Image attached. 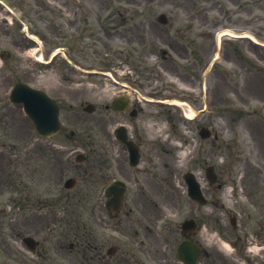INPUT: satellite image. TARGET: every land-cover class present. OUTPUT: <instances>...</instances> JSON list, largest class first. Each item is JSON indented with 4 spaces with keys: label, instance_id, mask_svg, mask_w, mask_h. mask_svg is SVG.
Instances as JSON below:
<instances>
[{
    "label": "rangeland",
    "instance_id": "374dc122",
    "mask_svg": "<svg viewBox=\"0 0 264 264\" xmlns=\"http://www.w3.org/2000/svg\"><path fill=\"white\" fill-rule=\"evenodd\" d=\"M14 1L18 4L17 11L24 13V15L22 14L24 19L25 16L34 19L37 35L41 37H75L70 32H67L65 25L62 27L60 33L58 31L53 33L57 25L54 27L50 26L46 16L47 10L45 8L42 9V7L38 8L36 13L39 17L32 12L34 0ZM87 1L97 6L104 7L106 5V3L99 4L101 0ZM122 2L129 5L125 1ZM154 2L152 6L156 4V7L150 6L149 12L145 16L147 19L149 18L145 22L149 26V29L145 26L148 30L145 36H142V32L139 34L135 31H128L133 24L130 25L120 15L117 17V24L115 25L118 28L112 31L103 30L98 37H181L177 29L180 25H183L185 19L195 18L196 22H201L203 21L201 19L205 18L203 14H199V10L197 9L187 11L179 6L173 8L169 5L158 7V1L155 0ZM92 7V5H87L86 8L89 11L84 9L80 12L82 18L86 14L89 15V21L84 23L87 28H93L94 23L99 25V20L97 19L99 15H96ZM128 7L129 9H133L131 5ZM5 11L1 5L0 50H3L4 46L5 49H10V43L13 40L15 46H18V43H22L21 41L26 42L27 40L24 39V31L22 32L20 24L16 23L14 26H10L4 21L3 15H6ZM159 13H164L168 16V23L160 25L157 22V15ZM129 14L131 15L132 13L129 12ZM105 19V16H103V21H106ZM200 26L196 27V35L193 37H211L206 32L207 27L204 26L199 29ZM200 31H202V34ZM85 37H94V32ZM246 44L251 48L252 52L247 51L244 67L239 74L223 75L218 73L215 67L210 75L209 85L211 87L212 113L201 115L193 122L187 121L186 124H183L180 118V121L176 124L177 128L173 129L174 131L177 129V134L175 135L181 139L183 138V132L188 131L197 147L195 151L193 150L194 153L192 151L191 156L183 164L180 162V152L176 149L177 147H174L173 155L176 157H168L171 165L168 167L161 166L166 177L164 198L147 200L148 203L141 201L138 205L141 212H146L148 215L158 214L160 218L162 217V227L171 229L169 231L172 233L188 217H194L202 223L203 228L199 232L198 238L206 246L210 256L202 259L200 264H264V198L257 199L256 202L247 199V192H250L251 188L254 189L257 183V173L252 168L264 169L261 167L264 166V47L255 46L248 41H246ZM105 46L107 47V45L99 43V49H102L104 52L108 51L104 49L106 48ZM17 48L21 52L26 49L24 47ZM112 56L113 54L109 50L104 55L97 52L92 58L96 62H98L97 60L102 62L105 59L109 60ZM20 57L22 60L13 55L12 60L4 62V67L0 61V132H5L8 138L7 142L14 143L16 138L21 137L22 141H27L29 144L32 142L31 139H28L29 134L35 132L33 123L25 114L22 105L13 104L8 99L10 90L16 81L21 80L35 87L46 89L55 96H60L64 132L72 130L80 132L93 147H107L108 144L110 147L111 136L109 129L111 128V123L109 117L103 111L104 107H100L94 113H88L83 110L87 101L107 102L110 91L106 90V87L110 83V79L102 75L87 76L75 74L73 76L74 74L70 70L59 73V71L51 68L40 70L39 75H34L32 73L33 62L31 58L24 54ZM240 65L242 66V64ZM22 69L24 70L21 72ZM66 78H69L71 83ZM226 96L227 98L231 97L241 107L239 105L236 106V103L235 105L226 106ZM157 108L159 109V107H147L148 111L154 114H156ZM148 111L146 113H149ZM175 112L179 114L178 109ZM179 116L182 117L180 114ZM201 122L210 123L220 133L219 139L213 140L212 143L204 141L200 137L197 139L196 134L198 132L195 131ZM155 126L151 132L148 130L147 134L150 135L151 133L152 135L161 136L162 139L159 145H163L164 148V143L166 145V143L168 144V142L172 141L169 139L166 142L167 134H164V132L167 121L161 123V128L164 127L162 130H157ZM60 137L64 136L61 135ZM173 141H175L174 137ZM176 142L178 143L177 145L180 144L179 141ZM29 146L31 147L30 144ZM154 152L158 153L157 151ZM23 153L25 155L27 150L23 149ZM41 157V154H36L38 168L46 164V160L41 159ZM162 157L163 159L167 158L164 154ZM238 157H240L241 161H236ZM206 162L217 165L227 185L230 183V179L238 175L239 199L241 200L231 199V202H226L225 193L223 192L222 194L220 188L209 189L207 185L203 189L209 197V205L203 206L197 204L188 197L186 185L181 174L191 169L195 164L204 166ZM233 163L238 167L232 172L227 171ZM247 166L250 171L248 170V175H244V170ZM177 174L179 177H177ZM259 185L263 186L264 181L260 182ZM220 199L225 205L221 204ZM82 204L85 205V209L84 214L82 213L83 216L79 214V220L88 223L92 222L89 227L94 229L95 220L98 221L99 218L98 208H96L97 215L93 210L95 205L94 199H85L82 201ZM125 210H128V208ZM231 212L244 218V223L240 225L239 221V227L235 232L232 231L231 225L227 224ZM106 220L109 219L106 218ZM132 221H136V219L133 218ZM111 228L113 227H109V229ZM215 233L219 234L222 241L227 243L225 246L219 243L218 239L214 236ZM238 236L241 237V240L234 245L233 242L237 240ZM119 240L124 241L122 238H119ZM112 243L114 245L120 244V242ZM70 259L71 261L68 264H82L81 256H78V261L76 262L72 258Z\"/></svg>",
    "mask_w": 264,
    "mask_h": 264
},
{
    "label": "flooded vegetation",
    "instance_id": "af4514ba",
    "mask_svg": "<svg viewBox=\"0 0 264 264\" xmlns=\"http://www.w3.org/2000/svg\"><path fill=\"white\" fill-rule=\"evenodd\" d=\"M125 38L135 39V38H140V37H125ZM133 107L136 108L135 106H133ZM130 112L131 111L129 110V111H126V112H123V113H118V114H123V115H126V116H132V114ZM110 159L114 160L116 162V167L121 169L120 173L123 176L129 177V178H131L133 176V174L130 171H128L127 169L122 167L123 163H122L121 159H116L114 156H112ZM115 169H116L115 166L112 164L111 165V170L112 171H111V173L108 176L109 180L113 179L112 175H113V173H115ZM138 173H139V175H138L139 177L136 176V179H138V180L140 179V181L142 183L140 182L138 189L134 192V194L131 196L130 199H148V197L144 196L143 191H142L143 184L149 185L148 184V178L146 176V170L145 169H141V170L138 171ZM98 174H99L98 176H102L103 175V174H101V172H99ZM114 175H116V174H114ZM22 215L23 214H22L21 208L19 206L18 210L15 212V217H14V220H15L14 224H15V229H16L17 233H19L21 231L23 225H25V223H26L24 221L25 218H23ZM26 219H27V216H26ZM28 225L30 226V228L35 226V224L32 221H30ZM34 228H36V227H34ZM154 239L158 240L157 238H154ZM157 245L160 246V243H158ZM16 260H18L17 257H16Z\"/></svg>",
    "mask_w": 264,
    "mask_h": 264
},
{
    "label": "bare ground",
    "instance_id": "6f19581e",
    "mask_svg": "<svg viewBox=\"0 0 264 264\" xmlns=\"http://www.w3.org/2000/svg\"><path fill=\"white\" fill-rule=\"evenodd\" d=\"M193 112H194L193 110H189L188 113H189V114H192ZM159 129H160V128H159ZM190 148H191V147H190ZM214 236L218 239L219 242H221L220 239H219V237L217 236V234H214Z\"/></svg>",
    "mask_w": 264,
    "mask_h": 264
},
{
    "label": "water",
    "instance_id": "95a60500",
    "mask_svg": "<svg viewBox=\"0 0 264 264\" xmlns=\"http://www.w3.org/2000/svg\"><path fill=\"white\" fill-rule=\"evenodd\" d=\"M28 111L31 112V113L33 112L32 108H29Z\"/></svg>",
    "mask_w": 264,
    "mask_h": 264
}]
</instances>
